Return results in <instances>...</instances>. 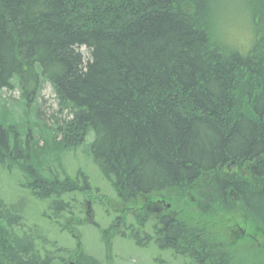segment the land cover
I'll return each instance as SVG.
<instances>
[{
	"label": "trees",
	"instance_id": "1",
	"mask_svg": "<svg viewBox=\"0 0 264 264\" xmlns=\"http://www.w3.org/2000/svg\"><path fill=\"white\" fill-rule=\"evenodd\" d=\"M208 2L0 0V91L15 81L29 106L51 86L71 116L54 129L62 151L92 133V164L130 214L116 226L137 246L153 240L190 264H264V248L251 260L209 250L182 216L188 195L211 190L226 210L237 200L264 230V0L243 51L212 40ZM0 117V165L7 158L17 166L31 158L32 134L21 144L23 132ZM35 143L34 163L21 168L31 175L25 186L49 200L54 221L71 216L67 199L87 182L79 186V174L42 179L41 164L60 151L50 157L49 142ZM153 200L179 215L155 214L148 226L143 210ZM19 221L0 200V264H53ZM75 264L98 263L80 254Z\"/></svg>",
	"mask_w": 264,
	"mask_h": 264
},
{
	"label": "rangeland",
	"instance_id": "2",
	"mask_svg": "<svg viewBox=\"0 0 264 264\" xmlns=\"http://www.w3.org/2000/svg\"><path fill=\"white\" fill-rule=\"evenodd\" d=\"M260 2L261 0H209L212 40L224 49L246 50L254 34L252 24L257 15H260ZM82 50L85 52V49ZM13 85L12 89L0 91V115L6 117L3 123L23 132L19 137L21 144L23 140L26 141V133L30 130L28 133L32 134V138H28L33 146L30 149L32 153H29L31 158L23 163L16 166V163H11L6 158L3 163L5 167L0 165V200L20 216L21 228L25 227L24 229L40 238L36 240V245L53 254V264H75L80 254L83 260H92L98 264H190L189 260L174 255L171 250L158 248L153 240L145 247H140L126 235H121L125 226H116V221L122 219L128 223L130 214H123L122 203L92 164L88 154L92 133L89 132L80 145L62 151L64 148L58 143L63 140L62 136L57 135L56 138L54 129L71 116L65 109H61L51 86L45 84L39 98L25 106L20 102L15 81ZM53 137L55 140L51 141ZM36 140H39V146L44 147L45 141L51 144L50 157L55 149L60 151L53 155L54 160L41 164L43 170L38 171V175L42 179L49 178L51 174H56L59 178H75L79 174L80 178L86 180L84 182L81 179L82 182H78V185L86 182L88 185L84 192L69 196L70 199L67 200L72 207V215H59L58 218H61L58 221L49 217V200L35 198L25 186L31 175H25V170L23 172L21 168L34 163L32 154L37 151L34 146ZM145 202L146 210L143 212L148 226L152 224L153 217L157 216L155 214L160 217L170 213L174 218L179 215L167 202ZM183 202L187 203V212L182 214L184 222L192 229L202 232L209 250L223 253L229 260H251L248 254L257 256L254 252L264 248V230L256 223L257 219L239 210L237 200H232L226 210L225 206L222 207L215 201L209 190L190 194ZM174 204L176 206L177 202ZM207 204H213L210 211L204 209ZM176 207L179 209L178 205Z\"/></svg>",
	"mask_w": 264,
	"mask_h": 264
}]
</instances>
